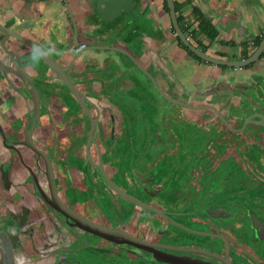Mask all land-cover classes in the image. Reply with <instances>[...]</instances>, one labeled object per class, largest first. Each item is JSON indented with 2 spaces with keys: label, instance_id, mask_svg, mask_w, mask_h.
<instances>
[{
  "label": "flooded vegetation",
  "instance_id": "obj_1",
  "mask_svg": "<svg viewBox=\"0 0 264 264\" xmlns=\"http://www.w3.org/2000/svg\"><path fill=\"white\" fill-rule=\"evenodd\" d=\"M75 36L74 44L78 34L77 39ZM51 58L63 67L53 56ZM4 62L9 64V59ZM34 63L38 65L35 59L24 69L34 76L32 82L39 94L38 119L34 104L37 98L31 97L33 90L15 75L8 74V81L0 76V96L20 98L25 103H17L18 111L24 114L23 122L15 121L7 129L0 121L7 141L3 143L0 134V264H171L122 240L110 241L81 229L72 217L120 231L149 244L159 254L185 258L197 264H264V193L262 190L257 193L255 188V184L264 185V171L254 162L257 158L254 154L260 153L254 150L257 145L262 153L264 150L262 127L255 124L248 127L247 124L242 129L243 126H237L232 119L231 110L224 117L217 110L225 122L210 110L212 120H204L200 125L208 131L215 130L218 139H234V142L222 144L224 153L212 151L214 144L221 145L217 138L213 144L209 143L204 149L205 156H200L204 158L203 167L191 172L188 183L200 192L205 187L204 176L219 172L221 162L234 160L232 170L220 174L222 176L205 190V196L201 194L202 197L195 200L189 198L186 206L171 193L157 198L145 196L144 191L165 189L175 173L171 165V168H159L151 179L128 183L129 169L121 168L123 159L128 157L124 150L132 153L136 146L133 150L130 146L137 143L141 145L138 151L144 147L140 143L145 134L142 128L128 121L126 125H132L125 134L127 138H123L124 143L112 142L115 130L108 136L111 129H106L101 110L92 104L93 91L89 92L87 85L78 83L86 78L73 71V67L77 69L75 62L67 74L79 75L80 78L76 76L73 80L85 96L88 113L60 81H56L51 90H45L35 77ZM49 104L56 105L54 112ZM253 128L257 131L250 134ZM257 136L259 144L255 142ZM33 147L47 155L54 190L49 184L45 159ZM164 153L157 155L160 154V159L167 154L170 160L173 158L171 152ZM187 153L181 155L186 158ZM149 155L155 159V153ZM260 155L264 163V154ZM241 175L243 178L237 179L241 182L233 179V183L227 184L228 177ZM113 186L144 206L120 196ZM129 187L134 188V192ZM42 196L49 201L57 196L72 217L49 207ZM98 198L103 202L104 211L98 206Z\"/></svg>",
  "mask_w": 264,
  "mask_h": 264
},
{
  "label": "crops",
  "instance_id": "obj_2",
  "mask_svg": "<svg viewBox=\"0 0 264 264\" xmlns=\"http://www.w3.org/2000/svg\"><path fill=\"white\" fill-rule=\"evenodd\" d=\"M67 2L70 15L63 0H0V25L38 41L63 66L72 64L76 48L81 50L75 65L78 71H87L84 77L95 80L87 88L93 91L92 104L101 110L106 129L115 130L112 142L124 143L130 126L126 123L132 120L135 127L146 129L147 141L141 144H169L161 139L162 125L155 123H163L164 117L170 121L167 111L190 124L199 120L203 123L212 120L211 111L188 107L211 105L224 117L239 104L246 109L248 101L243 95L252 103L249 114L264 111V56L261 54L253 64L241 69L194 58L173 28L167 0H133L130 12L122 11L116 18L106 20L98 18L92 0ZM172 2L186 39L213 58L246 60L264 39V0ZM73 24L78 34L76 45ZM1 37L0 34V40ZM16 44L13 38L5 42L9 50ZM92 48L96 50H88ZM89 56L94 60L84 64ZM0 58L7 59L1 51ZM156 88L167 99L186 105L185 109L181 111V106L165 100ZM17 103L24 101L0 96V121L7 129L15 121L23 122L24 114L18 111ZM48 106L56 110L55 104ZM157 110L165 112L155 115ZM139 113L143 118L146 113L151 115L150 125L138 126Z\"/></svg>",
  "mask_w": 264,
  "mask_h": 264
},
{
  "label": "water",
  "instance_id": "obj_3",
  "mask_svg": "<svg viewBox=\"0 0 264 264\" xmlns=\"http://www.w3.org/2000/svg\"><path fill=\"white\" fill-rule=\"evenodd\" d=\"M63 1L65 3V6L67 7L68 14L70 15V13H69L70 11L68 10L67 0H63ZM132 1L133 0H92V3L94 5L93 9L95 8V10L97 11L98 18L106 20V18H110V19L116 18L118 16V14L120 15L122 13V11L130 12ZM167 3H168V8L170 10V17H171L173 28H174L178 38L180 39L181 43L193 55H195L196 57H198L199 59H201L203 61H206L208 63H212L214 65H218V66H224V67H229V68H233V69H241V68H244V67H247V66L253 64L260 57L262 52L264 51V39H263V41L261 42V44L259 45V47L255 51V53L246 60H243L240 62H232V61H227V60H223V59L213 58V57L207 55L206 53L202 52L201 50L197 49L196 47H194L193 45L190 44V42L186 39L185 35L182 33V31L180 30V28L178 26L172 0H167ZM73 25L75 26V24H73ZM0 34L2 36V39L0 40V48H1L0 51L2 52V54L4 56L7 57V59H9V64H8L7 62H4V60L0 58V76H1V78L8 81V74L15 75L20 81H22L25 85H28L29 88L31 90H33L31 97L37 98L34 102V104H35V115H36L37 119L39 117V106H38L39 94H38V91L32 82V79L34 78V76L31 77L24 69L26 67L31 66L33 61L35 62V60L33 59L34 55L36 57L38 65H36L34 63L35 65L33 66V70L35 71V74H36L35 77L38 80H40L41 84L43 85V88L45 90L49 91V90H51L52 86L56 83V81H60L67 88L71 97L86 111L85 96L79 89L76 88L75 82L73 80V77H76V76L79 77V75L80 76L82 75V77H83L85 75L84 72H87L86 70L79 72L76 68L73 67V64H74L73 62H76V59L80 58L79 56H80L81 50L79 48L75 49L77 52V55L75 56V59L72 62V64L68 65V67L67 66L62 67L59 64H57L51 58V56L40 45H38L35 41H32V40L27 39L25 37H22L21 35H19L15 31L8 30L1 25H0ZM75 35H76L75 37H77L76 29H75ZM9 38L15 39V41L17 43L13 50L12 49L9 50L5 46V42L8 41ZM75 45H76V40H75ZM88 50L93 51L96 49L92 48V49H88ZM94 58L95 57H88L84 61V64H88V62L94 60ZM134 63L136 64V62H134ZM72 67H73V71L78 72L79 75H74L72 77L69 75V73L67 74V72H69V70ZM68 76L71 78V80L68 78ZM85 78H86L85 80H81L78 83L83 85V86H85V85L88 86L89 84L94 83L93 81L89 82V79L87 78V76H85ZM156 90L159 92V90L157 88H156ZM160 95L170 103H174L178 106H182V105L184 106V104H182L178 101L167 99L161 93H160ZM243 96L247 99L248 104L251 105V107H252V103H251L250 99L245 95H243ZM188 108L193 109V110L194 109H196V110L209 109V110L213 111L214 114L221 121L225 122L224 119L221 117L220 113L217 111V109H215L214 106H211V105L203 106V107H200V109H198V107H188ZM86 113H88V112L86 111ZM255 119H259V122H256ZM95 123H96V120L92 121L90 135L92 134V132L94 130ZM248 123H255V125H258L264 129V114H262L260 112L258 114L256 113V114L250 116L248 119H246V123L243 125L242 129H244ZM33 127L34 126H32V130L29 133L28 138L30 137V135L33 131ZM0 134L3 137V143H7L6 137L4 136V133L2 132L1 127H0ZM33 150L38 155L43 156V158L45 159V162H46L45 167H46V171H47V175H48V179H49V184L53 187V190H54L55 189L54 188V180H53L52 170H51L49 160L46 157L47 155L46 156L43 155V153L41 151H39L38 149H35L34 147H33ZM113 188H115L116 192L120 196H122V197L126 198L127 200L132 201L136 204L144 206V204L141 203L140 201H138L137 199H135V198H133L127 194H124L123 192L117 190V188L114 186H113ZM42 197L44 198V196H42ZM44 199H45L46 203L48 204V206L51 207L52 209H55L59 212H62L64 214H66L67 216H71V215L67 214L66 209H64L63 205L60 203L57 196H52V201H49L46 198H44ZM72 218L75 219L76 225H78L81 229H84V230H86V231H88L94 235H97L101 238H104V239H107L110 241H115V240L121 241L122 240V242L128 243L137 249H142L144 251L151 252L155 259H158V260H161L164 262H168L171 264H197L196 262H192V261L187 260L185 258H176V257H172V256H169L166 254H159V252L157 250H154V248L152 246H150L149 244H147L141 240H136V239H133L129 236H126L125 234H122L120 231L107 229V228L101 227V226L93 224V223L85 222L84 220L79 221L74 217H72Z\"/></svg>",
  "mask_w": 264,
  "mask_h": 264
},
{
  "label": "rangeland",
  "instance_id": "obj_4",
  "mask_svg": "<svg viewBox=\"0 0 264 264\" xmlns=\"http://www.w3.org/2000/svg\"><path fill=\"white\" fill-rule=\"evenodd\" d=\"M151 97L153 96L149 95V98ZM172 107L173 106H169V109H171ZM244 108L245 106L243 104H239L238 107L232 108L230 112L231 116L236 117L234 119V122L237 124V126L241 125L240 127H242L246 123V119L250 117L248 116V114L250 113L251 111L250 108L252 107L251 105L248 104L246 109ZM180 109L181 111L185 109V105L184 106L182 105ZM157 112L158 110L154 114L156 115ZM163 112H165V110L159 111L158 113L163 114ZM165 114H167V116H170V121L167 122L166 119L168 117L167 118L164 117L165 119L163 123H160L157 121L155 123L156 124L159 123L162 125L160 135H162L163 137L161 139L168 140L169 144H165V145H161L160 147H157V145H152V144L150 145V144L145 143L143 145L144 147L143 148L141 147L139 151L137 150V148L141 146L139 143H137V145H131L130 148L133 150V147L136 146V150H133L132 153L124 150V155H127L128 157H126L125 161L123 159L121 168L129 169L128 171V174H129L128 181L129 182L128 183L131 184V182L136 181L137 179L139 180L151 179L153 178V176L157 174L159 168H162V167L171 168V165H172L174 167V173H175V175L173 176V181L168 185L166 184L167 186L165 189H161L156 192L144 191V195L147 196L149 194V195H152L154 198H157L159 197L158 195L165 196V194L169 195L171 193V195H174V197L177 200H179L183 206H186L187 203H189V198L195 200V199H199L201 194L202 196H205L203 194L205 193V190L211 186V183L214 182V180L216 181L217 178H220V176H222L220 174L224 173L225 170L229 171L231 169L234 160H229V161L225 160L223 163L221 162L222 164L221 163L219 164L220 166L219 172H217L216 174L215 173L211 174L210 176L205 175L203 179V182H204L203 185H205V187L203 186L204 189L198 192L196 189L191 187L190 183H188V178H190L189 176H192L191 172L193 170L197 171L201 166L203 167L204 158H201L200 156L202 155L205 156L207 151L204 149L206 148V146L209 143L213 144V141L219 136L217 134V137H216V134L214 133L215 130H213L214 132H211L212 131L211 129L208 131L207 128H203L200 125L201 120H199L198 123L196 124L195 123L190 124L191 122H189L188 120H185L183 118L176 117V116L174 117L173 114L170 113L169 111H167ZM150 117L151 115L147 113L145 114V118H143V116L140 114V118L139 120H137L138 126L139 125L141 126L150 125L151 123ZM242 118H243V121H242ZM116 123L118 124L119 127L122 126L121 122H116ZM252 124H255V123H248V127L249 126L253 127L254 125ZM129 125H132V124H129ZM256 127L257 126H255V128ZM255 128L250 130V134H253L255 133V131H257ZM112 130L113 129L108 131L107 133L108 136H111ZM142 131H144V133L146 134V129L144 127H142ZM167 133H169L170 136L166 137ZM150 140H157V138H154V139L151 138ZM217 140H219V143L221 145H218V143L214 144L212 151L215 150V151H218L219 153H224L225 148L222 144H232L234 142V139H227V138L226 139L217 138ZM143 141L146 142L147 138L142 137L140 140V143ZM255 142L259 144L258 142H261L260 137L257 136ZM258 147L260 146L257 145V147L254 150L260 153H255L254 155L257 158L253 160L256 163V167L259 166V168L263 169L264 171L263 160L259 159V157L261 156L260 154H264V150L262 153V151H260ZM103 152H105L104 148H103ZM159 152H163V153L171 152L173 155V158L170 160V156L167 154L166 158L160 159V154L159 156L157 155ZM185 152H188L186 155V158H184V155H181L183 153L185 154ZM150 153H155V159L150 158V155H149ZM180 157L184 158V160H181ZM228 178L230 180H228L227 184L230 185L233 179H235L236 182L238 181L241 182V180H237V179H242L243 176L242 175L232 176ZM129 188L131 192H134V188H131V187ZM255 188L258 190L257 193H259L261 190H262V193H264V185L262 183H260L259 185L255 184ZM157 192H159L160 194H158ZM262 198L264 199V196ZM233 200H236V199H233ZM101 202L102 200L101 199L99 200L98 198V202H97L98 206L100 207L101 210L104 211V205L102 206L103 202L102 203ZM260 244H262V242Z\"/></svg>",
  "mask_w": 264,
  "mask_h": 264
},
{
  "label": "trees",
  "instance_id": "obj_5",
  "mask_svg": "<svg viewBox=\"0 0 264 264\" xmlns=\"http://www.w3.org/2000/svg\"><path fill=\"white\" fill-rule=\"evenodd\" d=\"M185 49H186V51L191 55V56H193L194 58H196V59H198V60H201V59H199L198 57H196L195 55H193L186 47H184ZM261 56H264V52L262 53V55Z\"/></svg>",
  "mask_w": 264,
  "mask_h": 264
},
{
  "label": "clouds",
  "instance_id": "obj_6",
  "mask_svg": "<svg viewBox=\"0 0 264 264\" xmlns=\"http://www.w3.org/2000/svg\"><path fill=\"white\" fill-rule=\"evenodd\" d=\"M33 59H34V60L36 59L35 55L33 56Z\"/></svg>",
  "mask_w": 264,
  "mask_h": 264
}]
</instances>
